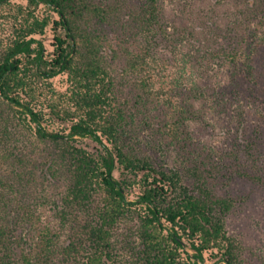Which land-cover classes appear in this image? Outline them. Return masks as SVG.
I'll list each match as a JSON object with an SVG mask.
<instances>
[{
  "label": "trees",
  "instance_id": "obj_1",
  "mask_svg": "<svg viewBox=\"0 0 264 264\" xmlns=\"http://www.w3.org/2000/svg\"><path fill=\"white\" fill-rule=\"evenodd\" d=\"M25 1L0 0V264H238L196 134L245 129L264 0Z\"/></svg>",
  "mask_w": 264,
  "mask_h": 264
},
{
  "label": "rangeland",
  "instance_id": "obj_2",
  "mask_svg": "<svg viewBox=\"0 0 264 264\" xmlns=\"http://www.w3.org/2000/svg\"><path fill=\"white\" fill-rule=\"evenodd\" d=\"M17 1L26 3L25 0ZM187 3L188 1L182 0L180 9H183ZM233 37L227 35L222 42H232ZM40 39L47 49H52L53 38L50 31ZM161 49L165 52L170 50L168 43L163 41ZM255 60L259 86L251 88L246 85L244 89L242 88L239 98L236 99L240 104L236 102L233 107L234 113L240 111V108L243 109L245 129L241 126L239 130L237 126H233L230 116L223 118L228 122V128L222 129L224 133L215 135L214 131L209 129L196 134V143L200 147L210 148L219 154L218 151L225 152L224 158L227 157L228 170L215 181V193L234 201V207L226 217V223L229 235L239 244L238 264H264V50L257 52ZM209 67L218 70L220 74L225 72L220 68L223 66L219 63L214 65L212 62ZM62 81L59 77L55 83L61 86ZM254 129H258L260 133L255 135ZM240 131L244 135H241ZM254 141L256 144L252 147L251 155L241 161H234L233 158L228 157L230 148L234 145L244 146ZM80 142L91 150L95 149V144L91 140L81 139ZM129 195L132 199L135 198L132 192Z\"/></svg>",
  "mask_w": 264,
  "mask_h": 264
}]
</instances>
